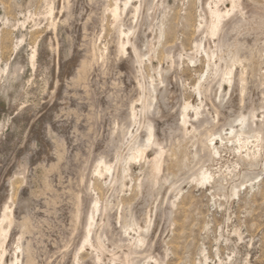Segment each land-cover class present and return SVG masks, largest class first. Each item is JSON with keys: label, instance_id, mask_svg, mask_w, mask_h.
Returning <instances> with one entry per match:
<instances>
[{"label": "rangeland", "instance_id": "obj_1", "mask_svg": "<svg viewBox=\"0 0 264 264\" xmlns=\"http://www.w3.org/2000/svg\"><path fill=\"white\" fill-rule=\"evenodd\" d=\"M52 1L54 0H0V211L1 204L9 190V187L8 190L4 188L5 181L9 179L12 181V186H15L13 188L11 186L10 189L12 191L11 198L13 196L16 198H12L14 204L18 202V205L21 201V215L29 214L30 217L32 216L35 225H41L39 230H42V232L35 235V238L42 241V243L37 242L39 247L37 250L41 251L40 258L44 257L45 261L49 258V261L53 260L52 257L57 256V254H54L56 252H66L70 249L68 252L70 254L74 253L81 242L78 231L72 235L69 234L68 223L60 216L61 213L55 215V217L46 212L45 199L47 195H44L43 192L44 183H46L44 178H47L45 166L48 161L46 159L53 150V140L58 136L63 137L68 157H70L68 159L70 161L68 170L62 171L61 178L64 181L71 180L72 182L76 170H82L85 183L91 187L89 190L91 199L98 197L101 205L108 204L106 206H109L112 216L110 222L112 228L119 226L116 219L118 211L125 213L129 210L135 213L138 218L141 216L140 209H142L138 207L140 205V195H136L133 186L142 175L143 162L131 163L130 172H128L129 178L125 181V187H122V189L110 175L99 179L96 173L93 172L94 164L97 162L96 158L102 152L105 151L106 153L103 154L111 159V162L114 161L112 159L114 158L113 150L106 143L109 129L115 124V121L107 117L111 114L104 116V118L100 114L101 109L97 104L99 93L97 91L94 90L95 93L87 101L82 100L83 105H85L83 108L76 109L81 116L88 115L87 109L91 110L92 116H96L93 120L90 119L85 123L83 118L84 122L78 125L76 129H74L72 122L62 127L52 123L46 106L48 95L52 86H54L56 77L61 76L59 79H62L64 76H68L69 63L72 62L75 44L79 40L78 35L81 32V20L88 13L85 1L76 0L73 4V15L64 22L61 15L57 16V3L55 2L53 23L50 17H47V2ZM211 2L210 0H167L166 8L161 9L162 12L157 10L156 22L163 21V24L165 23L166 42L158 46V51L155 58L150 62L151 64L147 63V59L144 58L146 59L144 60L146 66L143 63L141 73L136 74L138 75V81H141L143 88H146L154 74V69L158 67L157 69L163 71L169 70L173 79L170 78L168 85V106L172 112L178 111L184 101L193 104L194 107L200 106L202 102L205 104L204 99H201L195 92L197 82L199 80L202 82L205 78L202 59H199L200 62L195 65L190 64L187 61L186 53H192L193 51L194 41L192 40L197 38L195 32L201 9L206 3L212 5L216 0ZM222 2L219 4L220 9L222 11L229 10L231 7L230 1L222 0ZM240 3L237 25H235L229 38L233 44L239 42L244 44L246 48L249 46L251 52L256 55L253 75L248 77V81L257 84L260 79H264V0H240ZM107 14L104 15L102 20L103 31L101 35L103 36L100 35V41H97V47H95L96 51L102 50H99L98 53H103L105 47L107 50H112L113 41L116 37L115 26L111 16ZM165 14L166 16H163ZM89 28L95 30V32H100L99 25L93 27L90 23ZM54 29H56L55 33ZM48 34H50V40L53 39L54 41H50L51 46L53 45L51 48L46 45ZM201 38H204V35ZM55 43L58 45L56 46ZM71 45L74 46L71 47ZM178 45L181 46L182 51ZM169 46L173 47L169 49L167 48ZM205 46L208 47L209 51L214 53L217 51L215 44L211 41L206 42ZM56 48L58 59L63 61L58 66H56L55 58ZM33 49L37 50L34 66L30 63ZM53 49L54 51H52ZM176 56L180 60L175 59ZM148 66L149 68L152 66L153 69H148ZM236 69L241 71L242 67L237 66ZM246 72H249V68ZM261 89L264 90V86ZM228 91L229 87L225 84L222 93L226 94ZM255 96L260 97L261 95L257 92ZM204 104L202 103V105ZM136 109L139 110V105L136 106ZM204 109L203 115L208 120L214 121V114L208 109L207 105ZM188 113V116L193 119L194 108H189ZM257 115L258 118H261L259 112ZM46 127L50 129L48 134H46ZM136 129L135 126L129 131L134 133ZM190 130L191 128L188 127V131ZM113 141H118L116 136L113 137ZM233 141H223L221 143L219 141L216 146L219 147L220 157L206 163L214 176H218L220 187L209 184L202 186L192 181L199 167V165L197 167L192 155L195 149L193 143L187 142L186 145L187 169L178 167L175 161L171 162L165 173L172 174L178 180L176 186H180L179 189L182 192L176 194V196L179 194L180 196L176 198V206L173 208L170 217V225L164 217L162 219L157 216L155 229L151 233L150 243L153 246L149 251L151 252L150 257L142 256L139 264H155V260L160 261L156 264H264V142L260 145L253 142L240 150L237 149L238 145L235 140ZM125 142L123 141V144H120V151L118 150L119 153L121 152V156L122 154L125 156L127 153ZM246 151L249 155L257 153L256 166L252 169L247 167L244 162L239 161L240 157L242 158L247 154ZM47 153L48 155H46ZM147 156L152 158L154 154L152 151H148ZM181 159L182 155L179 154L177 161ZM91 174L92 176H90ZM244 174L249 176L246 178ZM185 175L187 179L184 181ZM255 175H257V178H255ZM92 182H96V186L94 184L93 186ZM106 183L108 184L105 185ZM131 183L133 186L130 185ZM238 183H241V185ZM234 185H239L237 195L232 194ZM157 192L160 196L153 197L152 200L157 199V202H160L161 206L164 207L169 192L166 184L160 182ZM170 196L173 195L168 194V197ZM170 200L173 199L170 198ZM100 219L101 216L98 215L96 217L97 225L105 222V217H102V220ZM40 220L46 221L45 224L41 223ZM116 223L118 226H116ZM134 234L132 231L125 234L126 236L122 237V243L117 247L104 239L106 251L102 252L85 246L79 253L80 259L73 264H85L95 255L100 258L99 264H121L120 259L114 258L122 253H127L128 249L132 248L133 241L131 242V240L135 237ZM6 243L3 247L5 251L4 260L6 261L4 263L14 264L13 252L15 245L13 243V245L8 246L9 243ZM62 261L59 264H68L66 259Z\"/></svg>", "mask_w": 264, "mask_h": 264}, {"label": "bare ground", "instance_id": "obj_2", "mask_svg": "<svg viewBox=\"0 0 264 264\" xmlns=\"http://www.w3.org/2000/svg\"><path fill=\"white\" fill-rule=\"evenodd\" d=\"M75 1L54 0L47 2V17H50L54 23V4L56 2L57 16L61 15L63 21L66 22L73 15L72 9ZM81 1H85L88 13L81 20V32L78 35L79 40L75 44L72 62L69 63V68L67 67L69 70L68 76H64L62 79H59L61 76L59 78L56 77L54 86H52L46 102L47 110L50 113L52 123H56L59 127H62L72 122L74 129H76L78 125L84 122V119L86 123L88 120H93L96 117L95 115L92 116L91 110L88 109V115L81 116L78 113L77 110L85 106L82 100L87 101L95 91L99 93L97 104L101 109L100 114L103 115V118L111 114L107 117L115 121V124L109 129L106 143L113 150L114 158L112 159L114 161L111 162V159H108L103 154L105 151L101 149L104 152L96 158L97 160L95 159L97 162H94L93 172L94 174L96 173L99 179L110 175L122 189V187H125V181L129 178L128 172H130L131 163L143 162L141 177L138 180L136 179L137 183L135 182V186L132 183L130 184L135 188L136 195H140V205L138 207L142 208L140 209L141 216L137 218L135 213L129 210L122 213L118 211L119 208L117 210L119 213H116L119 226L116 223L118 227L112 228L110 223L112 216L108 208L109 206H106L108 204L101 205L98 197L91 199L89 194L91 187L85 183L82 170H76L72 182L71 180L64 181L61 178L62 171L68 170L70 164L68 159L70 157H68L63 137L58 136L53 140V150L49 153V157L47 156L46 161H48V164L44 165L47 178H44L46 179V183H44L43 192L47 197L45 199L46 203H42L46 204L47 213L54 216L61 213L60 216L68 223L70 235L78 231L81 238L80 246L72 254L68 252L69 249L68 251L65 250L66 252L54 253L57 256L52 257L54 259H51V261H49L50 258L49 260L46 259V261L44 257L41 259V251L37 250L39 248L37 242L42 243V241L35 238V235L42 232V230H39L41 225H35L33 218H31L32 216L30 217L29 214L21 215V201L18 205V202L14 204L12 198H16L14 196L11 198L10 195L12 192L10 191L12 181L6 179L4 188L8 190L7 188L9 187V190L1 204L0 211V264H5V251L3 247L6 242L9 243L8 246L10 244L13 245V243L15 245L13 252L14 264H59L63 259H66V263L73 264L76 261L78 262V259H80L79 253H81L80 251L85 246L91 249L95 248L98 252L106 251L104 239L117 247L122 243V237L128 234L129 231L135 233V237L133 236L134 238L132 237L133 239L131 240V242L133 241L132 248L128 249L127 253L121 252L122 254L114 259H120L121 264H139L142 256L150 257L151 252L149 251L153 246L150 243L151 233L155 229L154 225L157 216L168 220L170 225V217L172 216L173 208L176 206V198L180 196V194L177 196L176 194L182 191L180 192V186H176L178 180L172 174H166L165 171L173 161L177 163L178 167L187 169V142L194 144L195 149L192 155L197 167L199 165L198 171L195 174L193 173L195 176L192 178V181L202 186L209 184L216 187H220L218 176H214L206 163L220 157L219 147L216 146L219 141L221 143L223 141L229 142L235 140L238 145L237 149L239 148L240 150L253 142L257 145L264 142V90L261 89L264 86V79H260L257 84L249 83L248 81V77L253 75V65L256 55L251 52L252 50L248 48L249 46L246 48L244 44L239 42L233 44L229 38L235 25H237V18H239L237 16L241 7L240 0H229L231 7L225 11H222L219 7L222 0H216L212 5L206 3L202 7L201 14L200 16L198 15L199 20L195 32L197 38L192 40L194 41L193 51L191 50L192 53L188 52L190 54L186 53V56L187 61H189L188 63L193 65L200 62L199 59H202L205 68V78L202 82L200 80L197 82L195 92L201 99H204L205 104L202 102L204 105L201 103L200 106L194 107L192 106L193 104L191 105L184 101L176 112L170 111L168 106V85L170 78H172L169 70L163 71L162 69H157L158 67L154 69V74L146 88H143L136 74L141 73L144 60L147 59V63L151 64L150 62L155 58L158 51V46L166 42L165 23L163 24V21L156 22V13L157 10L166 8L167 0ZM211 1L210 3H212ZM222 3L224 4L225 2ZM106 13L111 16L115 26L116 37L113 41L112 50H107L106 47H103L104 52L98 53L100 49L96 51L95 47H97V41H100L101 36H103L101 35L103 31L102 20ZM163 16H166V14ZM106 21L108 22L107 19ZM90 23L93 27L94 25H99L100 32L90 30ZM202 35H204V38H201ZM46 40V45H48V48H51L53 45L51 46L50 41H54L53 39L50 40V34L46 36ZM209 41L215 44L216 54L213 51H209L208 47L205 46L206 42L209 43ZM55 44L56 46L58 45L57 43ZM172 47L169 46L167 48L171 49ZM35 49H33L30 56L32 66H34L37 56V50ZM212 49L214 50V47ZM176 57L175 59L180 60L179 57ZM55 58L56 66L63 62L58 59L57 48ZM237 66L242 67V70L237 71ZM150 68L148 66V69ZM248 68L249 72H246ZM225 84L228 85L229 91L223 94L222 88ZM257 92L261 95V98L255 96ZM137 105H139V110L136 109ZM206 105L214 114V121L208 120L203 115ZM189 108H194L193 119L188 116ZM258 112L261 118L257 117ZM135 126L137 127L135 132H130L129 129ZM188 127L191 128L190 131H188ZM49 130V127H46V134H48ZM127 135L129 136L127 137ZM114 136L117 137L118 141H113ZM123 141H126L125 147H127V153L125 156L122 154V157L120 155L121 152L119 153V147H121L120 144H123ZM251 148L253 147L251 146ZM148 151H152L154 154L152 158H148ZM179 154L182 155V159L177 161ZM75 156L77 157V155ZM239 161L244 162L247 167L252 169L256 166L257 153H252L251 155L247 153L242 158L240 157ZM245 176L247 178L249 175L244 174ZM255 176L257 178V175ZM186 179L187 176L183 178L184 181ZM160 182L166 184L169 191L164 207L161 206L160 202H157V199L154 200L155 202L152 200L153 197L160 196L157 192ZM95 183L92 182V185H95ZM239 185L232 187L233 195L238 194L237 188L239 189ZM249 188L251 187L249 186ZM168 194L173 196L168 197ZM170 198L173 200H170ZM98 215L101 216L100 220H102V217H105L103 224L97 225L96 217ZM45 222L44 220L41 221L44 224ZM99 261V256L95 255L85 264H99ZM155 262L160 261L155 260Z\"/></svg>", "mask_w": 264, "mask_h": 264}]
</instances>
